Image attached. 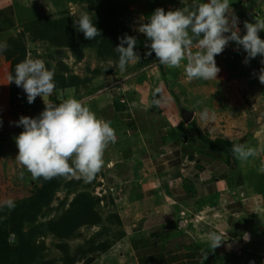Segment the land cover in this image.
<instances>
[{"label": "crops", "instance_id": "obj_1", "mask_svg": "<svg viewBox=\"0 0 264 264\" xmlns=\"http://www.w3.org/2000/svg\"><path fill=\"white\" fill-rule=\"evenodd\" d=\"M0 4H3L0 5V38L7 44L15 36L11 34L17 28V14L12 0H0ZM256 17L264 19V14ZM259 34L264 40V31ZM235 50L238 53L235 65L240 69L234 73L232 82L238 79L240 83H234L237 86L246 79L248 71L261 72L264 57L257 56L245 64L242 46L236 44ZM10 65L8 62V67ZM155 70H143L109 86L100 85L99 80L92 77L86 84L59 89L51 95L68 93L70 98L83 101L98 118L110 121L116 140L107 147L103 159L114 165H133L131 175L126 178L128 182L122 183L130 185L127 204L124 207L117 204L128 251L139 260L138 264H264V253L256 250L264 245V179L259 182L258 178L248 179L249 170L258 176V168L264 166V159L259 155H264V144L258 132V124L260 129L264 128V116L254 112L252 121L251 108L247 112L250 122L241 123L239 120L245 117L240 119V116L233 122L230 120L219 136L221 129L216 130L214 124L220 118L212 107L210 118L205 121L208 123L202 126L199 111L188 109L184 104V108L194 113V125L186 124L180 113L183 104L177 101L179 96H174ZM167 81L172 83L173 79L168 77ZM82 88L85 90L80 93ZM157 88L162 98L159 106L152 104ZM6 92L10 102V80ZM60 100L57 101H63ZM113 106L115 109H111ZM44 107L43 103L40 113ZM140 111L144 116L153 117L151 126H147L153 133H146L138 125L135 113ZM213 113L214 119L211 118ZM217 125L222 126V119ZM253 130L256 132L251 137ZM197 132L210 142L246 144L255 148L257 154L245 161L234 157L230 164L226 154L206 144ZM122 139L124 142L119 143ZM251 161L255 167L251 166ZM115 175L122 176L123 172ZM127 212L128 219H124ZM210 233L221 237L222 242L216 248L209 240Z\"/></svg>", "mask_w": 264, "mask_h": 264}, {"label": "rangeland", "instance_id": "obj_2", "mask_svg": "<svg viewBox=\"0 0 264 264\" xmlns=\"http://www.w3.org/2000/svg\"><path fill=\"white\" fill-rule=\"evenodd\" d=\"M12 1L17 14V28L14 30V33H12L11 36H17L18 33L24 32V30L28 28L33 29L34 24L32 23L42 17H60L59 13L64 11V9L70 10L69 12L76 20L83 13L89 14V12L86 10L88 4L80 3L79 0ZM123 2L127 3V7H129V9L133 12L130 20L125 21L127 26L130 27L133 32L142 36L147 41L146 36L140 33L138 29L142 24L147 23L148 19L157 8H163L166 12L184 7L194 8L196 4L205 3L208 2V0H123ZM230 3L231 8L237 14H249V18L251 20H248V22L251 21V23H255V17L258 14H264V0H230ZM26 40L27 58L42 59L48 68L51 66L53 69L56 68V71L58 69V64L62 62L63 65L69 67L72 74L78 75L84 79L88 78L89 81H92V77H95L99 80L100 85L106 84V86L118 83L130 75L128 74L130 73L129 69H126L123 72L118 70L114 62L105 61L99 56L96 49H87L85 51V58L81 62H78L74 54L68 49H58L44 41H32L29 38V32L26 34ZM4 43L5 41L1 37L0 44ZM144 50L145 52L142 54L149 58L147 55L148 48L144 47ZM192 52L196 53L197 51ZM241 52L244 57L247 56V53L244 50H241ZM232 56L233 57L227 60L225 63L224 61L219 63L218 67L221 69V71L218 73L216 80L212 79L205 81L202 79H193L189 81L184 73V68L188 63L187 59L181 62L179 68H170L166 66V79H168V77L173 79V82L168 83V86L174 92V96H179L177 101L182 103V106H187L188 109L192 108L195 111H199L200 118L201 112L205 108L210 109L212 107L215 110L214 113L220 118L219 121L215 122L214 124L216 130L219 131V129H221L220 132L216 131L218 132L219 136H222V130H224L222 128L224 125H228L230 120L233 122L235 118L239 119V116L240 119L245 117L239 121H241V123L247 124V121L250 122L251 118L253 121L255 117L254 112L257 113L258 116H264V84H262L258 79L260 72L248 71L247 74L244 72V74H246V79L243 80L241 84H238L242 86V88H239L238 85L236 86L237 83H240L237 81L238 79L232 82V80L235 78L234 76L236 72H238L240 69L235 65V61L238 58L237 50L232 51ZM135 63L136 61H133V63L130 62V65ZM158 64L159 62L154 59V64L147 66L144 70L149 71L151 68H156L155 72H157L160 76ZM246 69L247 68L244 70L246 71ZM97 70L100 71V74L98 75L93 73V71ZM9 73L10 67H8V62L4 60L3 55L0 53V207L6 206V200L11 199L15 202L30 196L38 184L37 179L36 182H34L35 179L32 178L31 174L27 172L23 165H21L16 160L18 148L15 143V138L23 131V127H17L16 122L19 121L21 116L31 118L38 117L40 114V107L43 105V101L37 97L32 104H29L27 102L26 96L17 104L11 105L6 92L9 87ZM160 79L162 80L161 76ZM84 90V88L80 89V93ZM54 97L53 98L55 100L52 101V103L55 104L62 103L64 100L70 98L69 94L65 92L63 95H55ZM60 99L63 101H57ZM240 106L243 108H237ZM115 107L116 106H113L111 109H115ZM251 108H253V113L251 114L250 118V114L247 112H249ZM219 109L221 112L218 115ZM135 114L138 125H140L146 133H153V130H149V128H147V126H151V123L154 120L153 117L146 113H144L146 114V116H144L141 111L140 113ZM221 119L222 126H219L217 124L221 121ZM199 123L204 126V124L208 122H205V120H200ZM259 127L260 124H258V132H260L262 137L261 142L264 144V128L260 129ZM255 132V130L251 131L249 136L253 137V133L255 134ZM194 138L196 139V135H194ZM123 142L124 141L122 139L119 143ZM259 155H261V160L264 159L263 154L260 153ZM251 163L252 167L256 166L253 161H251ZM132 167L133 165L131 163H115L114 165V163L111 164L105 161L101 171L97 173L91 181H86L80 177L79 174L73 176V178L82 180L86 187L91 185L92 187H90L89 190L94 196L101 194L102 197H112L114 200L116 199L117 202L120 201L117 199V197L122 199L118 203L115 202L114 206L108 203L109 208L106 206L107 201H104V203L102 202L103 204L101 203L103 213L104 215H107L110 211H117L119 205L124 207V205L127 204V199L131 194L129 187L130 185L122 183L128 182L129 178H126L128 175H131L130 173L133 170ZM258 167H260V165H258ZM261 167L258 168V172L256 173L258 176H254L255 172L253 173L252 170H249L248 179L254 181L256 178H258V182L262 181L264 179V171H261ZM122 172V176L118 177L115 175H118V173ZM22 173L23 176H21ZM65 195L66 192L64 190H61L58 193L54 202V207H56L65 198ZM71 198H73V196ZM127 215H129L128 212L124 216V219H128L126 217ZM47 218L49 217H46L45 219ZM45 219H41V221L43 222ZM126 226H129L128 223H126ZM127 228H129L127 231L131 232L130 227ZM114 230L115 228H113L111 231ZM98 231L99 228L83 229L82 233L84 238L82 240L71 242L72 250L75 251L76 248L82 246L86 239L90 238L92 235H95ZM41 240H44L46 243V250L43 254L44 260H56L57 264H62V254L56 248V245L59 243L58 239L52 235H49L46 238H42ZM262 242L264 243L263 238ZM256 250H258L259 254H262V252L264 253V245H259V247H256ZM131 253L128 251V242L125 237L123 241L117 243L107 253L95 255V260L92 264H138L139 260ZM259 256L260 255H258V261L260 263Z\"/></svg>", "mask_w": 264, "mask_h": 264}, {"label": "clouds", "instance_id": "obj_3", "mask_svg": "<svg viewBox=\"0 0 264 264\" xmlns=\"http://www.w3.org/2000/svg\"><path fill=\"white\" fill-rule=\"evenodd\" d=\"M75 23L86 40L100 36V30L88 13L81 14ZM238 24L239 18L233 12L230 0H208L196 4L194 8L184 7L167 12L157 8L138 31L151 42L146 45L150 47L147 55L154 53L159 64L179 68L181 62L187 59L184 68L186 78L189 81H207L217 79L221 69L215 57L225 50L230 41L242 46L247 53L245 64L258 55L264 57V40L259 36L264 31V19L255 17V23L245 21L246 34L243 36ZM118 40L115 50L119 54L118 67L123 72L130 62L139 61L140 57L135 51V36L125 34ZM193 47L200 51L193 53ZM7 48L6 43L0 44V51ZM54 76V69L50 70L38 58H26L15 66V75L9 76L10 83L14 82L26 93L29 104L40 97L45 105L38 117L21 116L16 122L17 127H23L15 138L18 148L16 160L33 179L50 180L57 176L79 174L86 181H91L105 164L104 152L115 142V130L110 121L98 118L81 100L68 98L59 104L52 103L49 97L56 89ZM259 81L264 84V68ZM159 93V88L153 93L152 104L155 106L162 103ZM209 111L205 108L201 112L202 120L210 118ZM211 118H215L214 113ZM232 152L242 161L257 154L255 148L246 144L232 145ZM261 171H264V166ZM5 205L10 210L15 207L11 199L6 200ZM209 240L214 248L222 242L215 233L209 234Z\"/></svg>", "mask_w": 264, "mask_h": 264}, {"label": "trees", "instance_id": "obj_4", "mask_svg": "<svg viewBox=\"0 0 264 264\" xmlns=\"http://www.w3.org/2000/svg\"><path fill=\"white\" fill-rule=\"evenodd\" d=\"M79 2L88 4L86 10L92 22L100 30V36L94 40H86L84 34L79 31L75 23L76 19L71 15L70 10L64 9L59 13L58 18L42 17L32 23L33 29H25L24 32L11 37L7 42V50L0 51L4 59L11 64L10 75L14 76L15 66L27 58L28 32L32 41H44L55 48L70 50L78 62L85 58L87 49H96L100 57L105 61L114 62L118 70H120L119 54L115 50L119 44L118 37L125 34L135 36L137 38L135 51L140 59L135 64L129 63L126 66V69L130 70L128 73L130 75L140 73L147 66L153 65L154 59L158 61L154 53L148 55L149 58L142 54L145 52L144 47L151 42L148 39L146 41L127 26L125 21L130 20L133 12L123 0H79ZM147 48L149 52L150 47ZM158 67L162 81L168 85L165 65L158 64ZM49 69L53 68L50 66ZM55 69V91L78 87L89 80L72 74L69 67L62 62L58 64L57 71ZM93 73L98 75L100 71ZM25 97L26 93L22 88L17 87L14 82L10 83L11 105L17 104ZM53 99L50 96V101ZM191 124L194 125V122ZM197 133L206 144L226 154L227 161L231 164V160L235 157L232 152L233 143L210 142L200 132ZM37 181L33 193L15 201L13 209L10 210L7 206L0 207V264H57L56 260L45 261L43 257L46 243L41 239L49 235L59 241L56 248L62 254V264H92L95 255L107 253L126 237L119 212L110 211L104 215L101 208V203L104 201H107V208H109L108 203L114 206L116 201L112 197L94 196L89 190L91 185L86 187L82 180L74 179L73 176H57L50 180L38 178ZM61 190L66 192L65 198L54 207ZM46 217L49 218L45 219ZM41 219L45 220L42 222ZM86 228H99V231L73 251L71 242L82 240L84 238L82 230ZM113 228L115 230L111 231Z\"/></svg>", "mask_w": 264, "mask_h": 264}, {"label": "built area", "instance_id": "obj_5", "mask_svg": "<svg viewBox=\"0 0 264 264\" xmlns=\"http://www.w3.org/2000/svg\"><path fill=\"white\" fill-rule=\"evenodd\" d=\"M233 10V9H232ZM234 12V11H233ZM236 16H238L239 18V24H238V27L240 29V35L243 36L244 32L246 31L245 28H244V22L247 21L248 22V15L249 14H237L236 12H234ZM235 42H229L228 46L225 48V50L220 54V55H217L215 57V60H216V64L217 66L219 65V63L222 61H224V63L229 60L230 58H232V51L235 50ZM193 50L192 51H198L200 49L196 48V47H193L192 48ZM98 196L102 197L101 194H97ZM103 204V203H102Z\"/></svg>", "mask_w": 264, "mask_h": 264}, {"label": "water", "instance_id": "obj_6", "mask_svg": "<svg viewBox=\"0 0 264 264\" xmlns=\"http://www.w3.org/2000/svg\"><path fill=\"white\" fill-rule=\"evenodd\" d=\"M180 113L184 123L189 124L194 120V113L191 110L184 108L182 105H180Z\"/></svg>", "mask_w": 264, "mask_h": 264}, {"label": "flooded vegetation", "instance_id": "obj_7", "mask_svg": "<svg viewBox=\"0 0 264 264\" xmlns=\"http://www.w3.org/2000/svg\"><path fill=\"white\" fill-rule=\"evenodd\" d=\"M248 19L250 20L249 15H248Z\"/></svg>", "mask_w": 264, "mask_h": 264}]
</instances>
